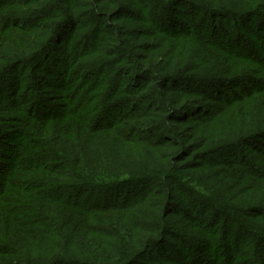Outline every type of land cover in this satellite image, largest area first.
Returning a JSON list of instances; mask_svg holds the SVG:
<instances>
[{"label": "rangeland", "instance_id": "obj_1", "mask_svg": "<svg viewBox=\"0 0 264 264\" xmlns=\"http://www.w3.org/2000/svg\"><path fill=\"white\" fill-rule=\"evenodd\" d=\"M0 27V179L45 143L73 169L33 179L110 184L73 210L15 179L0 264H264V0H0Z\"/></svg>", "mask_w": 264, "mask_h": 264}, {"label": "trees", "instance_id": "obj_2", "mask_svg": "<svg viewBox=\"0 0 264 264\" xmlns=\"http://www.w3.org/2000/svg\"><path fill=\"white\" fill-rule=\"evenodd\" d=\"M20 27V26H18ZM0 30H1V27H0ZM11 61L13 60L11 57L9 58ZM242 78V77H241ZM244 78V77H243ZM41 85H43V83H41ZM198 90V89H197ZM13 101H17V99H15V97L13 98L12 95L9 99H7V101H3L5 104H7L9 107V109L11 108V110L13 109L12 108V103ZM2 103V104H4ZM22 102L20 103V106H21ZM22 107H24L22 105ZM102 107V106H101ZM99 106V108H101ZM17 109V108H16ZM29 112V110H28ZM29 118H33L31 116H28ZM44 117H47V118H54V115H48V116H44ZM88 117H94L92 115H87L84 117V123L86 122L87 124V121H88ZM116 121V120H115ZM114 120H112V124L111 125H114V123H119L118 120L115 122ZM94 126V125H93ZM94 128H97V130H100V129H105V128H108L107 126H94ZM264 136V134H263ZM40 137V136H38ZM263 138V137H262ZM260 138V139H262ZM28 144V143H27ZM27 144L25 143L24 144V150L22 151V154H24L26 152V150L28 148H30L29 146H27ZM33 150L34 153H37L33 156V160H29V164H30V168H29V171L31 170V173L30 175H27L25 177H23L22 179H20V172H21V169H19V165L22 166L24 164V162H18L17 165L15 166H12L11 169L7 170L6 174H7V177L6 179L3 181L2 179H0V185L2 184V188L0 189V199H3V198H9L11 199V197H13V194L15 192V190L21 186L20 190L25 193L24 191H29V192H34L35 190L29 186V184H33V185H36V186H39V188H41L43 191H47V194H40L41 197H46L48 199H53V200H57L59 201L58 203H63L67 206H69L71 209L73 210H88L90 208L89 204H90V201L91 200H94V198H97L99 199L98 197L100 196L102 200H100L101 202H103V200H105L106 198L108 197H105V196H101L100 192L101 191H97L96 192V189H91L90 191H87L86 190V187H93L95 188L97 184H100L101 182H98L97 180L93 179L91 181V179H87V176H83L81 178H79V180H83L82 183H77L76 187L72 186L70 188H68V183L64 182V185H63V188L62 187H59V186H51L48 185V184H44L38 180H35L33 179V171L34 170H42V169H45L46 166H48L49 164L51 163H56L58 167H64L65 171L67 172H70L72 171L73 167L70 163V156H67L65 157L63 155V157H61L59 159V161H56V162H53V159L50 157L52 154L55 155V150H52V149H49V148H46V145L45 143L43 145H40L38 146L37 148L34 146V147H31ZM32 152V151H31ZM254 152L260 154L261 156H264V152L262 151H258V150H255ZM32 154V153H31ZM39 154V155H38ZM62 158H66V161H63ZM61 160V161H60ZM57 166H53L55 167L54 168V171L57 172L59 171L58 167ZM17 180L16 182H19V187L16 186L14 188V185L16 184H13L14 180ZM104 183V182H103ZM101 183V184H103ZM25 185V186H24ZM103 185L105 186H109L110 184L108 183H104ZM114 186V185H113ZM56 189V190H59L60 191V195H58L56 192V197L54 196V194L52 193V190L53 189ZM82 189H85V190H82ZM108 192H110L108 190ZM111 193V192H110ZM91 198V199H90ZM15 201H18L17 199H14ZM92 204H95L94 201H91ZM11 208L13 209L11 215H12V220H17V224H21L23 223V220H24V214L28 213L29 212V209H28V206L25 202H13L11 201L10 204ZM11 209V210H12ZM1 213V211H0ZM264 239V237H263ZM262 239V241L264 242V240ZM255 246H254V251L252 252V248L253 246L251 247V257L256 258V254L259 252V248L261 246V242L258 241V243H254ZM243 250H247L245 248H243ZM250 250V248L248 249ZM189 253H192V252H189ZM258 261V259H257ZM260 262L262 263L263 260L262 258L260 259ZM243 264H249L248 261H243Z\"/></svg>", "mask_w": 264, "mask_h": 264}]
</instances>
